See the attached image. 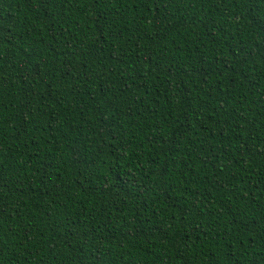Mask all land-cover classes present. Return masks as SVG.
I'll return each mask as SVG.
<instances>
[{
  "label": "trees",
  "instance_id": "1",
  "mask_svg": "<svg viewBox=\"0 0 264 264\" xmlns=\"http://www.w3.org/2000/svg\"><path fill=\"white\" fill-rule=\"evenodd\" d=\"M0 264H264V0H0Z\"/></svg>",
  "mask_w": 264,
  "mask_h": 264
}]
</instances>
